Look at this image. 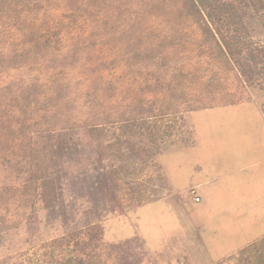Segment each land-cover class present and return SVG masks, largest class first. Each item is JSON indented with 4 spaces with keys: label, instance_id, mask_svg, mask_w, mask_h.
I'll return each instance as SVG.
<instances>
[{
    "label": "rangeland",
    "instance_id": "rangeland-1",
    "mask_svg": "<svg viewBox=\"0 0 264 264\" xmlns=\"http://www.w3.org/2000/svg\"><path fill=\"white\" fill-rule=\"evenodd\" d=\"M205 1L0 0V264H264L263 201L207 206L264 156V0Z\"/></svg>",
    "mask_w": 264,
    "mask_h": 264
},
{
    "label": "crops",
    "instance_id": "crops-1",
    "mask_svg": "<svg viewBox=\"0 0 264 264\" xmlns=\"http://www.w3.org/2000/svg\"><path fill=\"white\" fill-rule=\"evenodd\" d=\"M220 151L223 152V150H220ZM217 152L221 153L219 151H217ZM234 154H235V156L240 155L238 150H235ZM244 155L245 154H243V156ZM193 157H195V156H193ZM261 157L262 158L257 157V156H253V154H251V156H250L251 163L249 165V168H250L249 171L243 170V173H242L239 170H235L231 174H227L225 177L222 178V181L224 183H228V187L222 186V189L226 192L225 197H223L221 200L222 205H220V208L219 207L214 208V206L212 204L207 203V206L209 208H211V210H209V211L212 212V214H211L212 220H213V215H214V217H218L217 219H221L223 214L225 213V211H230V214H233V217H236V214L238 213V218H239L241 215L242 208L238 209L236 214H234L232 208H235V206H238L237 204H239L241 206V203H243L245 205V208H243V209L247 210V211L250 210L251 215H252V213L254 211L258 210L256 208L258 203L261 201H263V203H264V166H263L264 156L261 155ZM203 158L204 157H201V158H198L197 160L198 161L201 160L203 162ZM197 160H195V161L192 160L194 165H196L198 163ZM204 163H207L208 165H212L214 162H211L208 160L207 162H204ZM178 177H180V176H178ZM183 178H184L183 176L180 177V179H183ZM224 179H227V182H225ZM175 182H177V181H175ZM195 186L198 188V190L201 189V192H203L204 188H199L200 185H198V184H196ZM184 187L185 188H183L182 191H185V190L188 191L189 189H191L190 184L187 187L186 186H184ZM233 191H234V193H233ZM207 201L209 202V200H207ZM250 221H252V220H250ZM235 225L238 226V231L241 232L242 227H243V223L238 221V223ZM209 226H210V224H209Z\"/></svg>",
    "mask_w": 264,
    "mask_h": 264
},
{
    "label": "trees",
    "instance_id": "trees-1",
    "mask_svg": "<svg viewBox=\"0 0 264 264\" xmlns=\"http://www.w3.org/2000/svg\"><path fill=\"white\" fill-rule=\"evenodd\" d=\"M198 2L200 4V7H202L203 9H205V7H206V1L205 0H198ZM127 125H126L125 129L129 132V129L127 128ZM131 125H136V124L135 123H132ZM56 147H57V151L64 152V150H66V148L68 147V144H64L63 146H56ZM105 189H107V188L105 187Z\"/></svg>",
    "mask_w": 264,
    "mask_h": 264
},
{
    "label": "built area",
    "instance_id": "built-area-1",
    "mask_svg": "<svg viewBox=\"0 0 264 264\" xmlns=\"http://www.w3.org/2000/svg\"><path fill=\"white\" fill-rule=\"evenodd\" d=\"M196 199H197V200H199V198H198V197H197Z\"/></svg>",
    "mask_w": 264,
    "mask_h": 264
}]
</instances>
